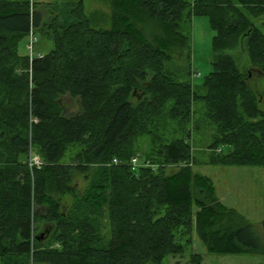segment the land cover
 Here are the masks:
<instances>
[{
    "label": "trees",
    "instance_id": "16d2710c",
    "mask_svg": "<svg viewBox=\"0 0 264 264\" xmlns=\"http://www.w3.org/2000/svg\"><path fill=\"white\" fill-rule=\"evenodd\" d=\"M97 1L105 27L84 0L48 4L47 19L32 0H0V264H203L193 234L212 254L259 250L253 228L193 171L189 143L210 123L212 152L199 164L264 167V93L250 85L264 76V0ZM195 16L215 33L204 95L184 33ZM30 33L52 49L19 55ZM241 49L246 70L230 53ZM143 136L149 166L132 170ZM32 154L43 167H28Z\"/></svg>",
    "mask_w": 264,
    "mask_h": 264
},
{
    "label": "rangeland",
    "instance_id": "374dc122",
    "mask_svg": "<svg viewBox=\"0 0 264 264\" xmlns=\"http://www.w3.org/2000/svg\"><path fill=\"white\" fill-rule=\"evenodd\" d=\"M39 5L37 10L43 14V18H48V11L50 8L48 4L56 3L57 0H32ZM190 1V0H189ZM85 12L88 14L96 13L97 26L105 27L109 9L104 2L97 0H84ZM257 24L261 20L251 18ZM264 22V16H263ZM184 33L190 40L191 52V82L198 87V94L204 95L205 91L202 89L204 78L211 71L212 61V39L215 35L209 25V20L206 16H195L191 19V23L184 27ZM28 38L25 36L18 41V54L22 56H29L26 49ZM52 49L51 41L38 36V42L34 46L33 54H45ZM231 54H236L239 68L246 70L250 68V63L246 57L245 52L241 49L238 53L234 51ZM255 71V70H253ZM253 80L250 85L257 94L264 93V76L253 72ZM141 98V97H140ZM138 98V99H140ZM259 108L264 110V97L260 99ZM77 111L76 107L71 105L68 113L72 114ZM194 117L196 119L202 118L204 111L203 104L196 102L193 106ZM216 136L215 128L210 123H202L198 131L193 133L192 141L189 143L192 151V156L196 159L198 166L193 168V171L199 175L206 176L211 181L216 196L220 203L235 210L241 216L245 224L251 226L260 239L261 248L251 253L244 254H224L217 255L208 253L201 243V241L193 234V243L191 250L202 258L203 264H264V167L258 165H205L199 164L207 160V156L212 152L208 150L209 144L213 141L212 138ZM137 153L133 156L138 159V164H145L146 160L143 154L149 150V138L143 136L137 141ZM219 150H217L218 152ZM225 151V149H223ZM32 153H34L32 151ZM167 173L176 171L174 166H169L166 169ZM71 185L78 191L84 189L85 182L83 177L78 173H74ZM52 198L60 199L63 207L68 208L73 201L71 196L58 197L57 194H51ZM185 258H188L185 256ZM166 259L164 263L167 264H186V259ZM31 264H48L44 262H31Z\"/></svg>",
    "mask_w": 264,
    "mask_h": 264
},
{
    "label": "built area",
    "instance_id": "2783aa9c",
    "mask_svg": "<svg viewBox=\"0 0 264 264\" xmlns=\"http://www.w3.org/2000/svg\"><path fill=\"white\" fill-rule=\"evenodd\" d=\"M35 42H36L35 37L32 35V33H30L29 38H28V43L26 46V49L28 50L30 55L33 52V46H34ZM39 57H40V55H39ZM113 163H115L114 165H116L118 162L116 160H114ZM129 164H130V167L132 170H134L140 166L138 164V159L136 157L132 158L130 160ZM27 165L30 169H33V168L40 169L41 167L44 166V162L38 156L29 155V157L27 159Z\"/></svg>",
    "mask_w": 264,
    "mask_h": 264
},
{
    "label": "water",
    "instance_id": "95a60500",
    "mask_svg": "<svg viewBox=\"0 0 264 264\" xmlns=\"http://www.w3.org/2000/svg\"><path fill=\"white\" fill-rule=\"evenodd\" d=\"M141 96H138V98H140Z\"/></svg>",
    "mask_w": 264,
    "mask_h": 264
}]
</instances>
